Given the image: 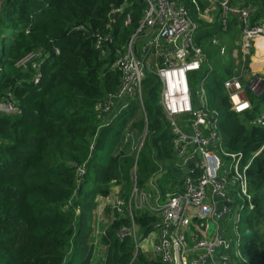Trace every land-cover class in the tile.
<instances>
[{"label": "trees", "instance_id": "1", "mask_svg": "<svg viewBox=\"0 0 264 264\" xmlns=\"http://www.w3.org/2000/svg\"><path fill=\"white\" fill-rule=\"evenodd\" d=\"M179 1L201 23L199 39L215 35L209 24L198 19L192 0ZM121 4L122 0H2L0 104L12 94L19 113L0 115V264H92L97 199L109 196L113 182L124 185L123 195L128 198L135 167L138 186L147 188L161 166L175 158L159 105L161 85L155 75H149L143 88L147 121L138 101L132 102L123 121L137 135L147 130L139 155L117 154L107 164L102 161L100 153L114 124L100 129L96 105L120 85L119 72L112 70L115 46L103 58L91 35L74 27L112 31L119 46L134 32L141 10L139 4L127 9L135 21L126 28L123 15L113 22L109 17ZM198 4L201 9L207 6L204 0ZM253 4L259 6V19L264 2ZM40 52L42 56H36L27 68L18 66L28 55ZM35 65L40 66L38 84L34 83ZM226 73L207 86L208 99L220 112L226 149L251 157L264 144V128L246 125L230 110L223 81L232 73L229 69ZM200 78L194 75L195 81ZM259 111L255 107L246 117L252 119ZM81 167L86 168L83 179L78 176ZM249 181L256 208L243 216L251 234L244 239L243 255L250 264H264V154L254 160ZM135 219L143 239L154 232L156 217L140 212ZM131 226L129 218L117 215L107 229L101 239L106 264H164L137 249L132 237H119L124 227Z\"/></svg>", "mask_w": 264, "mask_h": 264}, {"label": "built area", "instance_id": "2", "mask_svg": "<svg viewBox=\"0 0 264 264\" xmlns=\"http://www.w3.org/2000/svg\"><path fill=\"white\" fill-rule=\"evenodd\" d=\"M204 1L207 6L201 9L198 0H192L199 20L213 24L215 13L219 12L222 32L235 30L239 35L240 50L235 49L229 56L232 74L223 81L230 110L246 119V125L264 128V72L258 67L264 65V15L256 18L259 6L253 4L255 0ZM138 4L141 10L137 27L119 46L112 31L91 32L86 25H78L74 30L91 35L95 49L103 58H108L110 47L115 46L112 70L119 72L120 85L115 94L106 95L96 105L100 129L109 127L116 116L129 110L133 101H138L147 121L144 82L149 75H155L161 85L159 105L168 122L175 158L161 166L147 188L138 186L135 167L129 197H124L123 190L113 198L108 227L95 228V238H102L118 215L132 222L131 227L120 231L119 237H132L137 249L164 264H250L243 255L245 238L240 224L244 214L256 208L249 170L254 160L264 154V144L251 157L242 151L226 149L220 131V112L210 105L206 88L207 78L214 69L201 46L203 39H199L201 23L187 6L179 0H122L119 7L110 11L111 22L123 15L124 27H132L135 18L127 9ZM209 41L219 45L221 55L227 54V46H222L216 35ZM36 56L41 57L42 53L28 55L18 66L27 68ZM34 67L38 70L34 83L38 84L40 66ZM204 70L206 74L195 81L194 75ZM255 107L260 111L248 119L246 116ZM17 113V102L9 94L7 101L0 104V115ZM130 138L133 135L128 131L124 143H129ZM141 139L132 145L137 155L145 142ZM94 145L93 142L91 147ZM185 168L189 169L188 174L183 172ZM85 175L86 168H79V178ZM163 175L172 177L165 192L159 185ZM140 212L149 213L157 220L154 232L145 238L154 235L149 249L143 248L138 239L141 229L135 216ZM101 215L103 212L97 216L99 223L104 220Z\"/></svg>", "mask_w": 264, "mask_h": 264}, {"label": "rangeland", "instance_id": "3", "mask_svg": "<svg viewBox=\"0 0 264 264\" xmlns=\"http://www.w3.org/2000/svg\"><path fill=\"white\" fill-rule=\"evenodd\" d=\"M2 3V0H0V5ZM219 12L215 13L216 16V20L213 24H210V28L212 31L215 32L216 37L220 40L221 45H226L227 46V54L226 55H221L220 53V47L219 45H215L213 43H211V41L203 39L201 42V46L205 52V54L208 57L209 63L211 64V66L214 69V73L210 74L209 77L207 78L206 81V88L208 85L213 84L215 77L218 78H225L227 76L226 73V69H228L229 67H231L233 65V63H231L228 59V57L230 56L231 52H233L235 49L236 50H240V46L238 45V39H239V35L237 31H231L229 33H225L222 32L221 28H220V20H219ZM232 19V18H231ZM206 74V70H204L200 76L201 78ZM264 107V105H263ZM126 113V112H125ZM125 113L123 114H119L118 116H116L114 118V126L111 129V134L108 137L107 140V144L105 149L100 153L101 157H102V161L104 164H107L108 160L110 159V157L112 155H117L116 153H120V154H130L129 149L130 146L136 145L138 142V139L135 140L134 136L133 138H130V142L129 143H124V137L125 136V132L126 130L129 131L130 127L129 126H123V121H124V116ZM243 121H247L246 119H243ZM132 132V131H131ZM147 137V133L145 134V132L143 133V135L141 136V142L143 139L146 140ZM139 146V145H138ZM115 152V153H114ZM223 158V157H222ZM223 160L225 162H227L229 164V160H225L223 158ZM172 177H170L169 175H163L162 178L160 179V190L162 192H165V190L168 188L169 184L171 183ZM124 186V185H123ZM237 201L239 200L238 198H235ZM100 228V223L98 222V217L95 218V221H93L92 224V229H93V235H95V228ZM240 228L242 231V234L244 236V238H249L251 236L250 232L248 231L247 225L245 224L244 221L241 222L240 224ZM97 238V236H95ZM154 235H151L149 239H145L144 241H142L143 239V234L142 231L140 230L138 232V239L140 241V243H142L143 248L145 249H149L151 246V241L150 239H153ZM141 247V244H139ZM100 246V245H98ZM94 259H97L99 262V253L98 251H95L94 253Z\"/></svg>", "mask_w": 264, "mask_h": 264}, {"label": "crops", "instance_id": "4", "mask_svg": "<svg viewBox=\"0 0 264 264\" xmlns=\"http://www.w3.org/2000/svg\"><path fill=\"white\" fill-rule=\"evenodd\" d=\"M228 59H229V57H228ZM229 61H230V59H229ZM258 67H260L262 69V71L264 72V65L258 66ZM129 131L130 132L132 131L131 134L134 136L135 140L138 139V142H139V140L141 139V135H137L136 132L133 131V130H129ZM127 132H128V130H126L125 134ZM123 137H125V136H123ZM128 149H129V152L130 153L131 152H134L133 149H132V146H130V148H128ZM116 154H120V153L117 152ZM123 187L124 186H122V185L114 184V185H112L111 193L109 194V196H107V197H99L97 199L98 206H97V208L93 212L92 223H93V221H95V218L98 216V214H100L101 212H103L104 220L100 223V226H101L102 229L103 228L105 229L106 227H108L107 219H109V206H110L113 198L117 194L122 193ZM103 216L101 215V217H103ZM101 239L102 238H100V239L97 240L95 238V235H93V233H92V240L94 241V245H95L94 253H95V251H98V253H99V262H98L97 259H94V256H93L92 264H103L104 261H105V258H106V247L102 244ZM98 245H100V246H98Z\"/></svg>", "mask_w": 264, "mask_h": 264}, {"label": "water", "instance_id": "5", "mask_svg": "<svg viewBox=\"0 0 264 264\" xmlns=\"http://www.w3.org/2000/svg\"><path fill=\"white\" fill-rule=\"evenodd\" d=\"M183 172H184L185 174H188V173H189V169H188V168H185V169H183ZM83 182H84V180L81 181L80 185H81Z\"/></svg>", "mask_w": 264, "mask_h": 264}, {"label": "clouds", "instance_id": "6", "mask_svg": "<svg viewBox=\"0 0 264 264\" xmlns=\"http://www.w3.org/2000/svg\"><path fill=\"white\" fill-rule=\"evenodd\" d=\"M244 107H247V104H245Z\"/></svg>", "mask_w": 264, "mask_h": 264}]
</instances>
